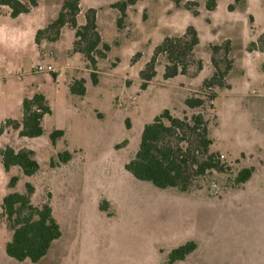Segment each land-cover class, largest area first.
<instances>
[{
	"label": "rangeland",
	"instance_id": "1",
	"mask_svg": "<svg viewBox=\"0 0 264 264\" xmlns=\"http://www.w3.org/2000/svg\"><path fill=\"white\" fill-rule=\"evenodd\" d=\"M27 14L12 18L0 6V150L11 146L36 154L40 170L25 176L19 167L6 172L0 155V264H170V253L190 241L197 249L174 264H264V0H81L78 25L96 11L107 56L97 65L98 83L81 53H74L75 30L65 26L38 31L54 20L63 0H36ZM187 1L198 2L188 8ZM193 26L200 44L187 58L186 75L165 79L167 63L157 48L167 37H182ZM257 46L255 50L252 42ZM229 43L230 51L226 46ZM214 45L221 46L215 52ZM254 49V48H253ZM155 60L156 76L143 88L141 72ZM227 59L233 61L226 71ZM227 72L217 98L203 112L209 120L212 152L230 165L227 173L198 178L188 192L160 189L136 179L126 165L137 153L146 124L165 110L191 115L186 100L205 92L203 83ZM60 71L37 72L38 66ZM86 81L84 96L72 93L75 80ZM43 94L52 109L45 133L23 138L6 125L20 121L25 98ZM63 130L53 142L51 134ZM65 151L72 159L65 163ZM252 177L235 185L241 169ZM19 177L15 189L9 187ZM34 187L32 202L49 203L62 236L38 263L19 262L5 251L10 238L2 202L12 190Z\"/></svg>",
	"mask_w": 264,
	"mask_h": 264
},
{
	"label": "trees",
	"instance_id": "2",
	"mask_svg": "<svg viewBox=\"0 0 264 264\" xmlns=\"http://www.w3.org/2000/svg\"><path fill=\"white\" fill-rule=\"evenodd\" d=\"M180 5L185 0H171ZM134 0L122 1L115 6L121 7L122 17L119 25L123 26L126 10ZM36 0H0V6L7 7L12 18H18L27 14L37 6ZM198 2L187 1L188 8L198 6ZM217 0H207V8L214 10ZM81 12V0H63L58 16L49 22L44 29L38 31V37L53 31L57 39L61 30L68 26L75 32L73 44L74 53H81L91 70L94 84L98 83L97 65L100 59L107 56L109 47L102 43V37L96 23V11L89 10L87 21L84 25H78V16ZM259 46L264 52V31L259 36ZM200 44V38L193 26L187 28L182 37L164 39L162 45L157 48V55L164 54L167 59L164 78L170 79L178 75H186L187 58ZM255 50L257 43L252 42ZM215 52L221 46L214 45ZM227 53L230 51L229 43L226 46ZM156 57L151 61L147 69L141 72L144 78L143 88L156 76ZM216 72L210 79L203 83L204 93L191 95L186 104L190 110H198L191 115L183 117L175 116L170 110H165L154 120L144 126L140 146L126 165V169L141 181H147L160 189L175 188L182 192L192 190L196 180L214 172L227 173L231 171L230 165L224 157L212 152L213 139L210 137L209 120L203 112L210 102L217 98L214 89L222 86V79L232 68L233 61L227 59L226 71L221 72L214 60ZM56 75H54L55 77ZM86 81L75 80L70 88L72 93L84 96L86 93ZM52 113V109L43 94H36L32 98H25L22 103V118L20 121H8L6 125L19 131L23 138H38L45 133L44 118ZM4 127L0 128L3 134ZM63 130H56L51 134L53 142L64 136ZM1 162L6 172L14 167H19L25 176H34L40 170L39 162L33 150H16L7 146L0 150ZM61 161L67 163L72 159V154L65 151L59 155ZM253 167H245L235 177L234 184H245L253 175ZM19 182L18 176H13L9 187L15 189ZM34 187L27 184V191L22 193L16 190L10 191L3 198V216L7 222L10 238L6 242V254L19 262H40L48 255L55 241L61 238L62 228L53 213L49 203L35 205L32 202ZM198 245L190 241L170 253V264L184 261L192 254Z\"/></svg>",
	"mask_w": 264,
	"mask_h": 264
},
{
	"label": "built area",
	"instance_id": "3",
	"mask_svg": "<svg viewBox=\"0 0 264 264\" xmlns=\"http://www.w3.org/2000/svg\"><path fill=\"white\" fill-rule=\"evenodd\" d=\"M37 72H51L56 76L60 75V71L53 68L52 66L44 67V66L40 65L37 67Z\"/></svg>",
	"mask_w": 264,
	"mask_h": 264
}]
</instances>
